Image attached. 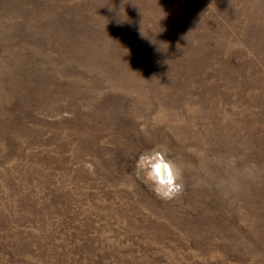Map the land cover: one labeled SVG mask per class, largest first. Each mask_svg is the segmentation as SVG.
<instances>
[{
    "label": "rangeland",
    "instance_id": "rangeland-1",
    "mask_svg": "<svg viewBox=\"0 0 264 264\" xmlns=\"http://www.w3.org/2000/svg\"><path fill=\"white\" fill-rule=\"evenodd\" d=\"M0 264H264V0H0Z\"/></svg>",
    "mask_w": 264,
    "mask_h": 264
},
{
    "label": "bare ground",
    "instance_id": "bare-ground-1",
    "mask_svg": "<svg viewBox=\"0 0 264 264\" xmlns=\"http://www.w3.org/2000/svg\"><path fill=\"white\" fill-rule=\"evenodd\" d=\"M154 173L158 175V179L165 183L167 180H169L168 177V167L167 165H164L162 162L159 165L154 166Z\"/></svg>",
    "mask_w": 264,
    "mask_h": 264
}]
</instances>
